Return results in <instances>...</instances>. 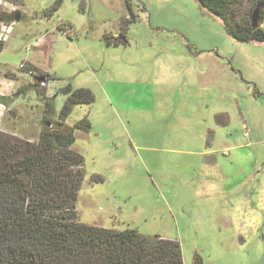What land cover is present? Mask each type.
Instances as JSON below:
<instances>
[{"label":"rangeland","instance_id":"1","mask_svg":"<svg viewBox=\"0 0 264 264\" xmlns=\"http://www.w3.org/2000/svg\"><path fill=\"white\" fill-rule=\"evenodd\" d=\"M54 1L0 0L17 18L0 25V133L36 140L44 101L56 121L60 89L87 88L95 103L65 121L91 123L72 147L80 223L176 240L183 264H264V43L195 0H63L45 17ZM116 32L126 45L106 44Z\"/></svg>","mask_w":264,"mask_h":264},{"label":"trees","instance_id":"2","mask_svg":"<svg viewBox=\"0 0 264 264\" xmlns=\"http://www.w3.org/2000/svg\"><path fill=\"white\" fill-rule=\"evenodd\" d=\"M62 1L55 0L43 15L52 17ZM195 1L221 21L230 38L240 43H264V0ZM124 2L128 6L127 0ZM257 8L258 25L253 28L250 18ZM16 20L15 14L0 12V25ZM125 39L122 32L105 42L123 46ZM22 71L38 79L31 66ZM44 77L46 83L49 77ZM60 91L65 100L58 120H52L54 108L49 98L44 101L36 140L0 133V264H183L176 240L78 221L76 201L85 177L84 158L72 147L75 133L88 134L91 123L87 116L71 127L65 121L75 106L93 105L95 96L87 88L72 89L70 84ZM192 264L203 261L197 255Z\"/></svg>","mask_w":264,"mask_h":264},{"label":"water","instance_id":"3","mask_svg":"<svg viewBox=\"0 0 264 264\" xmlns=\"http://www.w3.org/2000/svg\"><path fill=\"white\" fill-rule=\"evenodd\" d=\"M264 6V3L262 4ZM259 9L257 8L251 15L250 22L251 26L255 28L258 25ZM43 80V79H42Z\"/></svg>","mask_w":264,"mask_h":264},{"label":"crops","instance_id":"4","mask_svg":"<svg viewBox=\"0 0 264 264\" xmlns=\"http://www.w3.org/2000/svg\"><path fill=\"white\" fill-rule=\"evenodd\" d=\"M261 28H262V25H261ZM119 36V34H117V32L115 33V35L113 36V38L114 37H118ZM201 88H202V84H200V85H198L197 84V86L195 87V90H197V91H201ZM187 90L188 91H190V93L189 94H187L188 96V98H189V96H190V94H191V92L193 91L192 89H190L189 87L187 88ZM173 96H176V92H174L173 94H172ZM186 94H185V92L183 93V95H182V97H185L184 98V100H186V96H185ZM173 98V97H172ZM179 102V101H178ZM180 103V102H179Z\"/></svg>","mask_w":264,"mask_h":264},{"label":"built area","instance_id":"5","mask_svg":"<svg viewBox=\"0 0 264 264\" xmlns=\"http://www.w3.org/2000/svg\"><path fill=\"white\" fill-rule=\"evenodd\" d=\"M23 68H24V67H23L22 65H20L18 69H19V70H22Z\"/></svg>","mask_w":264,"mask_h":264}]
</instances>
